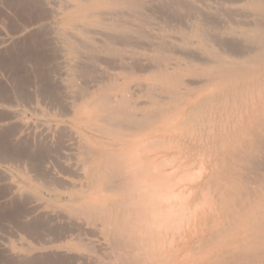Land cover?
<instances>
[{"label":"rangeland","instance_id":"rangeland-1","mask_svg":"<svg viewBox=\"0 0 264 264\" xmlns=\"http://www.w3.org/2000/svg\"><path fill=\"white\" fill-rule=\"evenodd\" d=\"M103 2L0 0V264H118L101 227L67 208L78 187L89 183L85 150L103 138L82 123L80 108L108 84L114 86L107 92L113 101L122 88L139 105L165 101L171 93L156 80L159 73L192 82L180 88L189 108L209 91L206 69L218 58L243 62L229 55L242 59L256 50L247 29L264 23V13L249 0ZM260 124L234 151L214 157L215 165L225 159L230 164L219 186L230 188L234 202L246 201L264 178V117ZM161 135L173 137L168 130ZM200 149L181 143L157 161L175 159L162 172L175 194L187 188L189 209L199 204L208 177ZM180 162L183 170L176 167ZM230 211L218 203L207 219L201 209L190 231L167 245L177 254L172 264H215L212 239ZM84 234L92 247H76Z\"/></svg>","mask_w":264,"mask_h":264},{"label":"bare ground","instance_id":"bare-ground-1","mask_svg":"<svg viewBox=\"0 0 264 264\" xmlns=\"http://www.w3.org/2000/svg\"><path fill=\"white\" fill-rule=\"evenodd\" d=\"M109 3V0L103 2ZM249 6L264 13V0H249ZM247 31L257 44L256 50L242 59L229 55L243 62L227 64L218 58L216 65L207 64L206 73L211 77L206 84L209 91L189 108L180 88L192 82L164 73H159L156 80L171 93L165 101L151 100L153 96L149 103L139 105L132 102L131 93L124 88L113 101L107 92L114 90V86L108 84L104 93L85 101L80 108L85 118L82 123L103 138L91 140L85 150L82 166L89 183L78 187L80 190L74 194L77 198H72L67 208L101 227L118 264H172L177 254L168 250L167 245H174L176 236L190 231L191 225L199 220L201 209L205 210L207 219L212 218L218 203L231 211L224 218L218 236L211 238L217 249L211 254L214 263L264 264V178L256 192L245 195L246 201L234 202L230 188L219 186L229 162L225 159L214 164V157L234 151L261 125L264 117V23L251 25ZM163 130L172 131L173 137L161 135ZM186 142L201 148V169L208 168L200 202L194 209L186 206L184 190L187 188L175 194L171 180L163 174L165 166L176 165L175 159L157 162L161 152ZM181 162L176 166L178 170L182 169ZM193 184L198 190L197 183ZM198 193L193 191L191 195L197 199ZM172 198L177 201L172 202ZM242 235L246 239L243 244L239 239ZM83 236L77 239L76 247H92L86 234Z\"/></svg>","mask_w":264,"mask_h":264}]
</instances>
